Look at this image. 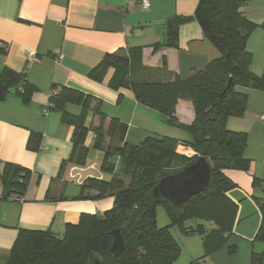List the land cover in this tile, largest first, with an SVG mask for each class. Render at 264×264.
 <instances>
[{"label":"crops","instance_id":"0c3cea01","mask_svg":"<svg viewBox=\"0 0 264 264\" xmlns=\"http://www.w3.org/2000/svg\"><path fill=\"white\" fill-rule=\"evenodd\" d=\"M142 1L0 0V75L8 68L25 75L28 84L36 88L29 104L15 93L0 102V173L6 164L31 172L22 195L9 193L0 178V264H6L21 230L51 231L60 236L67 225L77 224L82 214L100 216L113 208L114 197H79L86 179L111 177L101 170L100 152L104 151L94 148V130L100 125L96 114L107 117L105 127L111 118L127 124L125 142L130 145L139 144L149 135L189 139L188 132L166 125L164 115L138 103L132 91L110 88L112 69L101 82L89 77L106 55L134 48H142L146 67L185 79L219 58L218 49L194 20L180 27L178 47L154 49L165 42L166 22L192 17L199 0H148V7ZM242 10L258 25L247 49L253 56L251 71L263 76L264 0H246ZM64 87L95 99L87 111L76 105L65 108L73 116H84L89 127L85 139L89 154L82 166L69 162L74 128L63 122L62 113L53 110L50 102L52 93ZM246 92L249 100L245 115L227 121L229 129L247 133L245 157L251 160L248 172L226 171L237 185L228 193L237 205L235 223L231 232L211 235L207 247L204 239L194 240L199 247H193L190 258L182 264H251L253 253H264V242L255 241L261 213L254 197L261 192L253 186V178L264 174V92ZM176 112L181 123L190 125L194 121L190 101L180 100ZM33 134L41 136L38 150L29 147ZM178 152L189 157L195 154L184 146H179ZM116 157L111 162L119 167L122 160ZM204 226L206 230L215 228L211 223Z\"/></svg>","mask_w":264,"mask_h":264},{"label":"trees","instance_id":"16d2710c","mask_svg":"<svg viewBox=\"0 0 264 264\" xmlns=\"http://www.w3.org/2000/svg\"><path fill=\"white\" fill-rule=\"evenodd\" d=\"M246 0H199L192 17H176L166 22L165 42L154 49L178 47L180 27L196 21L205 37L218 49L219 58L188 78L168 71L152 69L143 63L142 48L108 54L90 72L93 81L101 82L112 69L109 86L115 91H132L135 100L164 115L165 124L188 132L190 137L176 139L149 135L137 145L125 142L128 125L116 118L100 116L94 130V148L104 151L101 170L110 178L90 177L81 184L80 198L98 200L114 197L112 209L102 215L82 214L75 225H67L63 235L51 231L21 230L6 264H176L181 246L170 229L178 226L186 236L201 235L207 247L211 235L231 232L237 205L228 193L237 185L226 175L228 170L248 172L251 160L245 157L248 135L227 127L229 118L245 115L249 94L246 90L264 92V75L251 71L253 56L247 43L258 25L242 10ZM166 69V68H165ZM36 88L28 84L25 75L6 68L0 75V102L15 93L29 104ZM122 94L119 96V101ZM94 98L71 88H58L52 93L53 110L62 113L63 122L74 128L73 153L70 163L84 165L89 149L85 139L89 133L84 116H73L65 108L76 105L83 111L91 109ZM180 100L193 104L194 121L180 122L176 107ZM40 135L33 134L29 147L40 148ZM110 140V142H107ZM179 146L195 153L189 157L178 152ZM119 156L121 165L111 162ZM204 158L211 169L209 186L190 198L181 208H175L156 196L161 179L177 174ZM31 172L13 164H6L0 178L9 193L22 195ZM253 186L261 194L254 197L261 213V224L255 241L264 242V174L253 178ZM164 206L170 224L159 228L157 208ZM196 221L194 226L187 222ZM204 221L215 226L206 230ZM213 226V227H214ZM119 230L125 240L120 255L111 252L113 232ZM216 231V232H215ZM264 253H253L251 264H262Z\"/></svg>","mask_w":264,"mask_h":264},{"label":"water","instance_id":"95a60500","mask_svg":"<svg viewBox=\"0 0 264 264\" xmlns=\"http://www.w3.org/2000/svg\"><path fill=\"white\" fill-rule=\"evenodd\" d=\"M210 175V166L204 158H200L185 170L161 179L155 190L156 196L162 197L175 208H181L209 186ZM113 237L111 252L120 255L125 249V240L119 230L113 232Z\"/></svg>","mask_w":264,"mask_h":264},{"label":"rangeland","instance_id":"374dc122","mask_svg":"<svg viewBox=\"0 0 264 264\" xmlns=\"http://www.w3.org/2000/svg\"><path fill=\"white\" fill-rule=\"evenodd\" d=\"M97 151L94 152V154ZM101 155V159L99 161H101L100 163H102L103 159H104V155L105 152L102 153L100 152ZM114 159V161L116 160V156L112 157ZM196 223V221H189L187 222V226H194ZM206 224L207 222L204 221H197V224ZM157 224L159 226V228H163V227H167L170 224V219L168 217V214L166 212V209L164 208V206H159L157 208ZM172 236L174 237V239L177 241V243L181 246V254L178 257V264H182V262L188 261V259L190 258V252L191 250H193V247L197 246L199 247V243H194V240H199V238H202L201 235H198V237H191L188 238L186 235H184L181 230L179 229L178 226L172 227L170 229ZM199 242V241H198Z\"/></svg>","mask_w":264,"mask_h":264},{"label":"built area","instance_id":"2783aa9c","mask_svg":"<svg viewBox=\"0 0 264 264\" xmlns=\"http://www.w3.org/2000/svg\"><path fill=\"white\" fill-rule=\"evenodd\" d=\"M142 3H143V5H144L145 7H148V6H149L148 0H143ZM30 56H34V54H31V53H30ZM61 57H62V56H61ZM47 113H48V111H45V114H47ZM262 119L264 120V116H262Z\"/></svg>","mask_w":264,"mask_h":264}]
</instances>
